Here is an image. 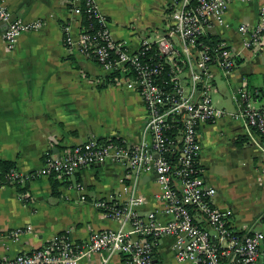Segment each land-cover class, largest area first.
<instances>
[{
	"label": "crops",
	"instance_id": "obj_1",
	"mask_svg": "<svg viewBox=\"0 0 264 264\" xmlns=\"http://www.w3.org/2000/svg\"><path fill=\"white\" fill-rule=\"evenodd\" d=\"M4 1L13 17L40 20L42 26L24 32L11 50L3 41L6 23L0 20V160L12 161L27 172L44 166L46 157L65 155L90 138L138 141L147 115L139 93L118 85L94 58L72 53L64 43L65 23L72 25L76 36L82 27L80 17L71 11L72 0ZM97 1L110 19L113 36L136 50L142 37L166 27L174 0ZM263 2H231L224 23L213 28V35L228 41L238 53L239 66L228 77L213 67L215 90L219 93L217 80L222 78L231 90L233 108L216 103L227 114L199 129L203 175L218 190L215 202L231 212V223L239 230L264 231L260 229L264 227V141L246 122L233 118L238 105L235 94L243 86L253 93L257 105H264V54L244 49L238 32L241 22L251 26L257 22ZM125 173L121 163L107 161L73 176H42L24 187L29 192L26 200L20 187L0 186V258L41 247L61 233L82 247L93 233L119 227L120 222L105 216L94 202L117 193ZM78 182L85 187L86 201L80 200ZM139 192L147 198L141 212L158 211L166 221L165 203L156 196L161 187L153 173L141 176ZM19 229L17 237L9 234ZM172 241L165 237L161 244L168 264H175ZM107 259V264L124 263L121 254L108 257L97 252L79 264H103Z\"/></svg>",
	"mask_w": 264,
	"mask_h": 264
},
{
	"label": "built area",
	"instance_id": "obj_2",
	"mask_svg": "<svg viewBox=\"0 0 264 264\" xmlns=\"http://www.w3.org/2000/svg\"><path fill=\"white\" fill-rule=\"evenodd\" d=\"M233 1L174 0L166 27L142 37L138 49L132 50L113 36L110 19L97 0H72L71 11L80 17L82 27L76 36L72 25L65 23L64 43L70 52L94 58L106 74H113L112 81L139 93L147 112L141 138L136 142L90 138L65 155L46 157L38 169L26 172L11 167L0 174V186L25 187L42 176H73L84 167L118 162L126 169L122 188L94 205L120 226L93 233L82 247L68 235L57 234L41 247L1 257L0 264H79L97 252H106L108 257L121 254L123 264H164L167 259L161 254V244L165 237L173 239L169 247L175 264H264V231L232 225L231 212L217 205L218 190L206 181L199 164L200 126L227 114L213 100V67L228 77L239 66L238 53L228 41L213 35ZM0 20L6 23L3 41L11 50L24 32L42 26L40 20L12 19L4 0H0ZM238 32L244 49L264 54V2L257 22L252 26L241 22ZM235 99L233 118L246 122L264 141V105H257L245 86ZM145 173H153L161 187L156 196L165 203L166 221L158 211L140 210L147 202L139 192ZM76 186L80 200L86 201L84 185L78 182ZM21 197L26 200L29 192L21 191ZM21 232L9 234L17 237Z\"/></svg>",
	"mask_w": 264,
	"mask_h": 264
},
{
	"label": "rangeland",
	"instance_id": "obj_3",
	"mask_svg": "<svg viewBox=\"0 0 264 264\" xmlns=\"http://www.w3.org/2000/svg\"><path fill=\"white\" fill-rule=\"evenodd\" d=\"M217 86L219 88V93L217 90L213 91L215 94L212 93L214 102L218 103L221 106H226L229 109H232L233 104L231 101V90L228 87L227 83L222 78H219L217 80ZM260 229H264V227ZM164 264H168V263H164Z\"/></svg>",
	"mask_w": 264,
	"mask_h": 264
},
{
	"label": "trees",
	"instance_id": "obj_4",
	"mask_svg": "<svg viewBox=\"0 0 264 264\" xmlns=\"http://www.w3.org/2000/svg\"><path fill=\"white\" fill-rule=\"evenodd\" d=\"M84 23H86L85 19H84ZM109 77L110 76H108V78ZM107 82H109V81L107 80ZM13 166H14V162H12V161L0 160V174L1 175L5 174ZM19 189H20V191L21 190L23 191L25 188L24 187H20ZM54 193H58V189H57L56 185L54 186Z\"/></svg>",
	"mask_w": 264,
	"mask_h": 264
},
{
	"label": "water",
	"instance_id": "obj_5",
	"mask_svg": "<svg viewBox=\"0 0 264 264\" xmlns=\"http://www.w3.org/2000/svg\"><path fill=\"white\" fill-rule=\"evenodd\" d=\"M12 19H15V17H13V15H12ZM222 210H226V209L222 208Z\"/></svg>",
	"mask_w": 264,
	"mask_h": 264
}]
</instances>
